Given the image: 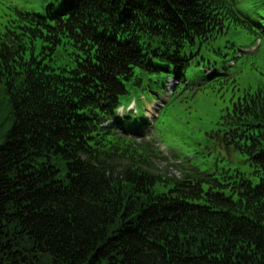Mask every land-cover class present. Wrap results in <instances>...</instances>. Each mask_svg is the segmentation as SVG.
Returning <instances> with one entry per match:
<instances>
[{
	"label": "trees",
	"instance_id": "1",
	"mask_svg": "<svg viewBox=\"0 0 264 264\" xmlns=\"http://www.w3.org/2000/svg\"><path fill=\"white\" fill-rule=\"evenodd\" d=\"M53 8L0 23V264H264V89L211 132L253 178L190 159L157 174L151 123L121 116L154 83H236L264 0Z\"/></svg>",
	"mask_w": 264,
	"mask_h": 264
},
{
	"label": "rangeland",
	"instance_id": "2",
	"mask_svg": "<svg viewBox=\"0 0 264 264\" xmlns=\"http://www.w3.org/2000/svg\"><path fill=\"white\" fill-rule=\"evenodd\" d=\"M62 2L0 0V23L18 16L17 12L44 14L51 4H54L51 12L59 10ZM240 6L244 7L243 3ZM240 36L245 55L241 65L234 70L236 83L229 80L223 86L220 82L196 79L193 86L183 85L174 95V80H169L167 89L154 83L138 101V106L133 102L128 111L121 110V116L127 112L128 115L131 112H138V115L144 113L151 123L144 136L148 135L146 144L155 151V173L170 178L182 177L181 169L187 167L186 161L190 159L202 170H239L253 178L249 165L242 157L236 154L228 157L227 152L231 149L218 146L215 150L212 144L214 138L211 132L216 129L220 118L232 110L234 103L244 97L247 91L264 89V41L252 44L251 39Z\"/></svg>",
	"mask_w": 264,
	"mask_h": 264
}]
</instances>
